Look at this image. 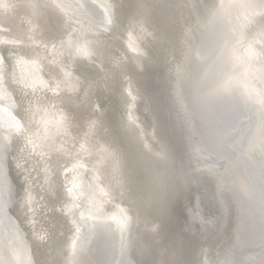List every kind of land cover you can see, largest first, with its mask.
I'll use <instances>...</instances> for the list:
<instances>
[{"label":"bare ground","instance_id":"obj_1","mask_svg":"<svg viewBox=\"0 0 264 264\" xmlns=\"http://www.w3.org/2000/svg\"><path fill=\"white\" fill-rule=\"evenodd\" d=\"M202 1L213 70L195 0H0V264H264V6Z\"/></svg>","mask_w":264,"mask_h":264},{"label":"water","instance_id":"obj_2","mask_svg":"<svg viewBox=\"0 0 264 264\" xmlns=\"http://www.w3.org/2000/svg\"><path fill=\"white\" fill-rule=\"evenodd\" d=\"M254 2L255 5L264 6V0H254ZM194 3H195L194 8L196 10V13H198V17L203 21V23H205L207 27V31L205 33H202L203 39L202 42L198 43V46L196 47L197 52L195 51L191 66L193 67L196 62L198 63L199 61L198 58L200 57L203 62V69L205 68L207 69V67H209L208 70L211 69L213 70L217 65L218 58L223 49L221 45V40H222L221 37L224 34L223 32L224 29L221 22L217 18H214V16H211L212 14L211 15L209 14L211 10L208 9L205 2H203L202 0H195ZM83 7L84 10L87 9L89 13L87 12L86 14L89 18H92V20L99 21L101 18L103 19L102 11H100L95 5H92L90 4V2L85 1L83 3ZM0 8H2V6H0ZM197 34L198 33L196 32V35ZM194 76L195 74L192 72L188 75L187 79L185 80V84L187 82V85L189 87L192 85L191 80L193 79ZM256 154L259 160L261 158L259 151ZM104 228L107 231L104 230L100 232L99 237L101 240L102 239L109 240L111 246L113 245V255L108 264H114V262H116L118 258L119 236L118 234L116 235L114 233L113 226L107 224V226Z\"/></svg>","mask_w":264,"mask_h":264},{"label":"snow or ice","instance_id":"obj_3","mask_svg":"<svg viewBox=\"0 0 264 264\" xmlns=\"http://www.w3.org/2000/svg\"><path fill=\"white\" fill-rule=\"evenodd\" d=\"M129 46L131 47V44ZM133 50H135V49H133ZM38 83L42 84L45 88L48 87L47 84H44L43 81H38ZM53 92H55V89H53ZM73 184L74 185L76 184V178L75 177L73 178Z\"/></svg>","mask_w":264,"mask_h":264}]
</instances>
